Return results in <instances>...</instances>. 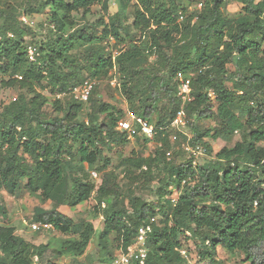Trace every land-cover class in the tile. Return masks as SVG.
Returning a JSON list of instances; mask_svg holds the SVG:
<instances>
[{"label":"trees","instance_id":"trees-1","mask_svg":"<svg viewBox=\"0 0 264 264\" xmlns=\"http://www.w3.org/2000/svg\"><path fill=\"white\" fill-rule=\"evenodd\" d=\"M110 1L0 0V84L21 92L0 111V189L50 201L51 209L35 208L34 221L74 235L50 250L0 225V264H58L56 259L65 257L84 264L79 259L95 227L75 223L60 208L93 198L104 217L102 249L111 241L124 252L140 228L151 226L146 264H188L181 251L189 242L195 243L197 264H224L218 248L240 252L250 264H264V0H134L135 5L115 0L119 10L107 21L83 23L96 5L107 12ZM193 3L201 8L189 12ZM229 3L242 6L237 18L225 15ZM75 13H83L81 22ZM43 14H49L40 22L49 32L45 42L20 21L22 15L33 19ZM130 27L141 39L121 47L122 33L129 34ZM29 45L39 50L37 62L29 61ZM117 74L131 110L157 128L168 126L180 108L178 75L191 76L192 100L185 106L189 144L203 146L206 156L196 165L195 158L171 162L167 153L174 130H159L154 138L161 147L154 157L121 161V172L134 183L127 194L116 171L108 170L110 160L102 157L104 148L129 141L116 130L123 112L94 98L96 89L86 120L83 103L61 100L87 78ZM46 92L60 115L44 116L50 102ZM209 120L220 127L199 124ZM236 132L241 142L217 154L205 142H231ZM187 139L179 133L178 146ZM85 164L98 173L99 182ZM153 181L156 202L135 196L137 186L151 187ZM174 189L181 193L177 203L170 198ZM6 214L0 205V216ZM108 262H114L111 256L102 260Z\"/></svg>","mask_w":264,"mask_h":264},{"label":"rangeland","instance_id":"rangeland-1","mask_svg":"<svg viewBox=\"0 0 264 264\" xmlns=\"http://www.w3.org/2000/svg\"><path fill=\"white\" fill-rule=\"evenodd\" d=\"M136 2L132 0L131 5H135ZM15 7L19 8V11L22 12V6L18 4H14ZM189 12L194 10H198L201 8V3H193L189 7ZM119 10V4L115 0H111L109 2V8L106 12L102 5H96L91 9V12L86 15V21L88 23H95L101 19L105 21L108 20V16L114 15ZM225 15L229 18H237L242 12V6L237 3H229L225 9ZM49 14H43L42 16L33 17V21L35 25L33 26V33H36L38 39L45 40L49 37L48 29H42L40 22H42ZM83 13H75L74 17L79 22H81V18ZM131 21V20H130ZM123 43L121 47H126L130 43L137 42L141 39V34L132 29L130 27V33H122ZM30 40V39H29ZM110 49L114 52L115 49L112 48L114 45V40L110 41ZM230 70L233 71V67H230ZM112 73V72H111ZM92 79V78H87ZM97 82V87L95 91V97L99 101L107 103L109 105L114 106L117 110L123 112V116L120 119H127L129 115L137 113L131 110L130 101L126 99V97L121 93L120 90V77L119 74L116 75L113 79L109 76L103 79H92ZM113 80V81H112ZM230 87V85H228ZM20 90L18 88H3L0 84V111L1 108L6 106L12 101H15L19 95ZM46 94L50 98V102L44 108V116L46 118H52L60 115L52 108V102L54 100L53 96L49 95V92ZM73 96L69 93L66 97L61 98L63 102L69 100ZM164 104H160L159 111L161 106ZM91 112V102L84 104V109L82 111V117L84 120L87 119V114ZM155 121L157 120V114L154 116ZM154 125V123H152ZM201 127H210V128H219L220 123L216 120L202 121L199 123ZM185 133L191 137V130L185 128ZM240 133L236 132L233 140L231 142H226L224 140L212 141L210 139H205V142L209 143L213 148L214 154H217L224 147H233L237 142H241ZM171 157H168L171 162L176 164L185 163L192 158V152L184 151L181 147L178 146L177 143H173L171 140ZM161 147V142L157 139H147L141 134L136 135V138L120 144L118 146H113L111 148H102L103 149V158L110 160V165H108V170H114L119 175V181L124 188L127 190L131 187V182L125 177L124 172L122 171V166L120 165L121 161L128 158H136V157H154L156 151ZM198 156V155H196ZM202 157V156H199ZM206 159V158H205ZM85 169L87 171L96 172L94 168H90L88 164H85ZM99 167V166H98ZM135 186V185H134ZM133 186V187H134ZM157 181L152 182V186H144L139 185L135 188L136 197L142 199L147 203H154L157 201L156 190H157ZM0 205L6 211V218H2L0 216V225L9 226L15 229L16 234L22 238H24L27 242L35 244V245H49V249H56L59 245L60 240L73 238L74 235H64L54 229H42L39 232H33L31 230L30 225L36 223L33 219L35 208H43V209H51L52 203L50 201H43L39 195H32L26 192H21L16 195H12L4 189H0ZM97 203L95 199H90L83 205L69 208V207H61L60 212L70 217L75 223L80 221H87L94 225L96 230V235L94 236L92 242L90 243L85 255L81 257L79 260L84 264H113V263H102L104 258H108L111 256L113 260L117 259L122 253L120 248H117V244L113 246L112 242L108 243V249H102L100 247L99 234L103 230L104 217L102 215V211H97ZM186 252V258L188 264H197L198 256L196 254L195 243L189 242L185 243V248L183 249ZM52 253L48 251V258H50ZM217 258L221 260L224 264H250L246 262L245 257L242 253L236 252L234 254H228L224 249L218 248ZM55 260V259H54ZM58 264H71L72 258L65 257L61 259H56Z\"/></svg>","mask_w":264,"mask_h":264},{"label":"built area","instance_id":"built-area-1","mask_svg":"<svg viewBox=\"0 0 264 264\" xmlns=\"http://www.w3.org/2000/svg\"><path fill=\"white\" fill-rule=\"evenodd\" d=\"M20 21L30 27H33L35 25V22L32 19L28 18L26 15H22L20 17ZM8 36L11 38L14 37L12 34H8ZM27 55L29 61L37 62L40 54L36 46L29 45L27 49ZM177 80L179 82L177 97L180 100V108L177 111L174 120L168 126L157 128L147 120L139 118L135 114L131 113L127 119L118 120L116 130L121 133H126L128 139L133 140L138 134L143 135L147 139H153L159 130L170 131V129H173L174 132L171 133L169 137L170 140L173 143H177L179 141V133L187 136L188 139L186 141H182L181 148L184 151L192 152L191 154L194 155L195 158L194 165H196L199 156H206V150L203 146L200 145L196 146V148L190 146V136H188L184 131L188 122L186 118L185 106L192 100L193 79L191 76L179 74ZM96 87L97 82L95 80L86 79L80 86L73 88L70 91V94L76 101L87 104L92 97ZM209 95L213 96L214 93L210 91ZM60 97L61 96H58V98ZM167 156L171 157V152L167 153ZM91 175L94 180L99 182L100 176L98 175V173L92 172ZM183 184H185V181H183ZM180 194L181 193L179 190L174 189L173 196L170 197L171 201L173 203H177ZM30 227L33 232H39L42 229H53V227L50 225H43L38 222L30 225ZM151 231V226L140 228L138 236L135 239L134 243L129 246L126 251L122 252L120 256L114 260L113 264H146L148 258L147 241ZM181 253L186 256V252L184 250H182Z\"/></svg>","mask_w":264,"mask_h":264}]
</instances>
